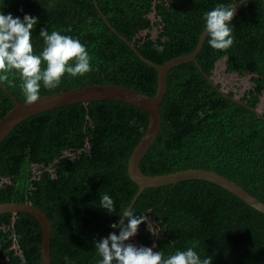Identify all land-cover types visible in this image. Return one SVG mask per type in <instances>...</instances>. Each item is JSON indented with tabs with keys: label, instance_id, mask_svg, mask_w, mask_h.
I'll list each match as a JSON object with an SVG mask.
<instances>
[{
	"label": "trees",
	"instance_id": "obj_1",
	"mask_svg": "<svg viewBox=\"0 0 264 264\" xmlns=\"http://www.w3.org/2000/svg\"><path fill=\"white\" fill-rule=\"evenodd\" d=\"M96 2L112 26L157 64L191 53L205 30L204 14L218 4H234V0H0L4 15L38 19L31 34L36 54L44 47L43 28L78 38L92 57L91 73L66 75L53 90L42 86L41 96L94 84L156 94L158 71L107 26ZM144 5H154L159 19L161 55L147 53V43L139 38L154 29ZM230 26L233 47L214 50L207 37L197 59L214 77L217 63L225 58L227 73H251L254 86L240 98L242 103H236L221 94L195 63L171 69L160 105L161 129L141 169L150 176L209 170L264 202V112H256L264 95V1L244 2ZM68 28L71 32L65 31ZM10 80L11 84H0V121L15 106L4 87L25 102L18 74L10 75ZM229 95L236 96L232 91ZM148 124L147 113L124 102L76 103L26 119L1 143L0 204L29 202L45 212L52 223L53 264H99L102 257L95 244L111 234V225L118 224L138 192L128 165ZM103 194L114 201L112 214L100 207ZM132 211L147 217L126 242L138 248L163 251L167 257L197 241L198 255L211 257L212 264H264V250H249L245 243L221 245L213 236L208 225L210 215L217 212L214 221L220 234L245 235L247 214L253 216L255 234L264 237V214L219 185L192 179L150 187ZM150 219L157 234L149 228ZM119 231L120 227L114 234ZM42 237L35 216L0 214V264H42Z\"/></svg>",
	"mask_w": 264,
	"mask_h": 264
},
{
	"label": "clouds",
	"instance_id": "obj_2",
	"mask_svg": "<svg viewBox=\"0 0 264 264\" xmlns=\"http://www.w3.org/2000/svg\"><path fill=\"white\" fill-rule=\"evenodd\" d=\"M234 13L235 6L231 3L218 4L204 14V29L212 49L226 52L233 47L234 35L230 25ZM37 23L38 19L30 15H25L21 21L11 14L0 12V84H11L10 75L18 74L22 94L28 105H34L41 99L42 86L53 90L61 85L66 75L77 78L93 71L92 57L85 45L78 38L62 35L58 31L49 33L43 28L40 30L44 47L39 55L36 54L31 34ZM65 31L71 32V29ZM157 51L163 52V48L157 47ZM100 205L109 214L116 210L108 194L101 196ZM122 216L127 223L121 222L119 235L112 233L95 244L102 257L99 264H212L211 257L202 259L198 255L195 250L198 247L197 241L190 242L186 250H177L167 257L163 251L154 252L149 247L138 248L126 243L137 235L147 217L137 216L129 209ZM111 228H117V224L113 223Z\"/></svg>",
	"mask_w": 264,
	"mask_h": 264
},
{
	"label": "water",
	"instance_id": "obj_3",
	"mask_svg": "<svg viewBox=\"0 0 264 264\" xmlns=\"http://www.w3.org/2000/svg\"><path fill=\"white\" fill-rule=\"evenodd\" d=\"M248 0H244L246 2ZM264 1V0H263ZM244 2H238L234 0L235 13L233 19L239 13L241 6ZM98 12L100 13L107 26L113 30L126 44H128L140 57V59L154 67L158 71V89L154 96H148L134 88L119 86V85H88L80 88L69 89L58 93L41 96V99L34 105H28L25 102H19L5 87L4 89L13 99L14 108L0 121V145L5 138L15 129L17 125L25 121L26 119L38 115L40 113L65 107L76 103H88L92 101H105L114 100L118 102H124L133 105L149 115V124L147 130L140 140L139 144L135 148L132 156L129 159L128 171L129 174L139 186L138 192L134 196L131 204L126 210H132L140 195L150 187H162L171 184H177L182 181L199 179L208 181L210 183L219 185L243 200L249 206L256 211L264 214V202L259 200L256 196L248 192L245 188L238 185L236 182L222 176L216 172H212L204 169H187L178 171L176 173H170L165 175L150 176L145 174L141 169V163L153 146L156 138L159 135L162 123V114L160 111V105L163 103L167 90H168V76L171 69L176 66L193 62L199 68L200 72L210 81V83L218 89V91L225 97L230 98L233 102L242 103L241 99L237 96L231 97L229 92L223 87H219L215 82L214 77H209L198 61V54L202 50L204 43L207 39L205 30L200 35L199 42L196 48L189 54L179 56L172 60L167 61L165 64H157L147 58V54L141 53L139 48L135 46V43L124 38L109 22L107 16L101 11L99 5L96 2ZM256 112L259 114L258 108ZM125 210V211H126ZM124 211V212H125ZM5 213H26L35 216L42 226V264H53L51 257V243H52V223L44 211L34 206L32 203H1L0 214ZM125 217H121L112 232L114 233L123 222Z\"/></svg>",
	"mask_w": 264,
	"mask_h": 264
},
{
	"label": "rangeland",
	"instance_id": "obj_4",
	"mask_svg": "<svg viewBox=\"0 0 264 264\" xmlns=\"http://www.w3.org/2000/svg\"><path fill=\"white\" fill-rule=\"evenodd\" d=\"M143 10L149 11L148 17L152 20L154 24V29L151 31H143L139 38L141 39L142 43H147V53H155L157 55H161L162 52L157 51V47H161L160 42L158 40V34H159V19L156 16L154 5H144L142 7ZM253 74L247 73L244 76H240L238 74H230L226 71V59L219 61L216 65L215 72H214V80L215 82L222 85V87L228 91L233 92L238 98H242L247 91L252 89L254 86L253 83ZM258 111L260 113L264 112V95L261 97V102L258 106ZM36 173H39L38 169H35ZM219 215L217 212H214L210 215L211 221L209 223V228L213 232V236L215 237L216 241L221 245H231L235 243H245L249 246V250H258L262 251L264 250V237L259 234H255L254 226L252 224V215H244L243 220L248 224L249 230L248 232L243 235H222L219 232V224L215 222V218H217ZM149 228L151 230H155V223L150 219L148 222ZM156 232V230H155ZM157 234V232H156ZM216 245H218V243ZM215 248V251H218V247ZM216 247V246H214ZM213 247V248H214ZM18 247H16L17 249ZM219 252H217L216 255H218Z\"/></svg>",
	"mask_w": 264,
	"mask_h": 264
}]
</instances>
